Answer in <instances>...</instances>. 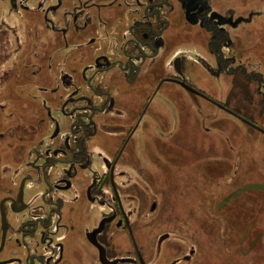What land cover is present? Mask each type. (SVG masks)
<instances>
[{"label":"flooded vegetation","instance_id":"af4514ba","mask_svg":"<svg viewBox=\"0 0 264 264\" xmlns=\"http://www.w3.org/2000/svg\"><path fill=\"white\" fill-rule=\"evenodd\" d=\"M256 16L227 0H0V264L189 263L194 249L180 259L167 247L147 176L178 137L164 84L264 135L186 76L194 65L230 84L245 76L264 102L242 56Z\"/></svg>","mask_w":264,"mask_h":264},{"label":"rangeland","instance_id":"374dc122","mask_svg":"<svg viewBox=\"0 0 264 264\" xmlns=\"http://www.w3.org/2000/svg\"><path fill=\"white\" fill-rule=\"evenodd\" d=\"M227 5L246 18L257 14L242 27V35L250 39L242 56L250 59V70L264 77V0H227ZM177 43L179 49L191 50L183 40ZM186 76L199 91L264 127L257 83L244 76L241 87L233 86L235 77L213 76L197 65ZM164 86L176 97L179 122L176 125L170 114L163 120L168 119L171 129L178 128V137L174 145L168 140L162 146L164 162L158 170L149 169L147 176L153 175L151 191L161 195L157 199L168 212L170 224L160 227L161 233L172 232L167 247L180 259L195 250L183 264H264V135L213 105L203 109L200 100L192 108L193 94L178 85ZM247 87L249 99H238L236 94ZM200 110L207 112L206 117L197 113ZM166 111L162 109L163 114Z\"/></svg>","mask_w":264,"mask_h":264},{"label":"water","instance_id":"95a60500","mask_svg":"<svg viewBox=\"0 0 264 264\" xmlns=\"http://www.w3.org/2000/svg\"><path fill=\"white\" fill-rule=\"evenodd\" d=\"M187 88H188V89H190L191 91H194V92H196V90H195V89H193V88H191L190 86H187ZM262 132H264V130H262Z\"/></svg>","mask_w":264,"mask_h":264}]
</instances>
